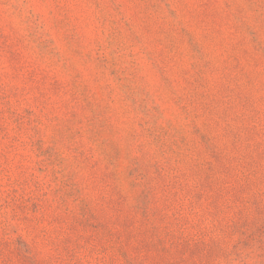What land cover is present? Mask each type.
<instances>
[{"label": "rangeland", "instance_id": "rangeland-1", "mask_svg": "<svg viewBox=\"0 0 264 264\" xmlns=\"http://www.w3.org/2000/svg\"><path fill=\"white\" fill-rule=\"evenodd\" d=\"M0 264H264V0H0Z\"/></svg>", "mask_w": 264, "mask_h": 264}]
</instances>
